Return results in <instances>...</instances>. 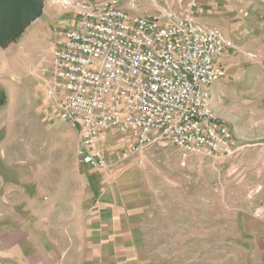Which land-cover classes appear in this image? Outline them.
Wrapping results in <instances>:
<instances>
[{
	"label": "rangeland",
	"instance_id": "obj_1",
	"mask_svg": "<svg viewBox=\"0 0 264 264\" xmlns=\"http://www.w3.org/2000/svg\"><path fill=\"white\" fill-rule=\"evenodd\" d=\"M187 1L119 3L140 16L164 6L181 10ZM195 1L196 19L220 28L237 46L224 56L226 75L209 88L211 106L232 130L237 152L185 154L164 140L149 147L141 164L127 160L147 207L145 261L264 264V0ZM74 21L61 0H33L14 27L0 28V229L13 220L22 192L46 193L78 160L77 136L59 119L60 98L49 92L39 69L52 39Z\"/></svg>",
	"mask_w": 264,
	"mask_h": 264
},
{
	"label": "built area",
	"instance_id": "obj_2",
	"mask_svg": "<svg viewBox=\"0 0 264 264\" xmlns=\"http://www.w3.org/2000/svg\"><path fill=\"white\" fill-rule=\"evenodd\" d=\"M61 1L75 21L52 39L39 69L60 98L59 119L77 136L80 162L93 169L128 159L141 164L149 147L164 140L185 154L237 152L209 90L226 75L220 58L237 46L196 19L195 0L140 16L129 15L119 0ZM116 140L122 148L110 156Z\"/></svg>",
	"mask_w": 264,
	"mask_h": 264
},
{
	"label": "crops",
	"instance_id": "obj_3",
	"mask_svg": "<svg viewBox=\"0 0 264 264\" xmlns=\"http://www.w3.org/2000/svg\"><path fill=\"white\" fill-rule=\"evenodd\" d=\"M121 148L114 142L108 152ZM132 162L93 169L76 160L46 193L22 192L13 220L1 222L0 264H146L147 207Z\"/></svg>",
	"mask_w": 264,
	"mask_h": 264
},
{
	"label": "water",
	"instance_id": "obj_4",
	"mask_svg": "<svg viewBox=\"0 0 264 264\" xmlns=\"http://www.w3.org/2000/svg\"><path fill=\"white\" fill-rule=\"evenodd\" d=\"M32 2L33 0H0V28L14 27Z\"/></svg>",
	"mask_w": 264,
	"mask_h": 264
},
{
	"label": "trees",
	"instance_id": "obj_5",
	"mask_svg": "<svg viewBox=\"0 0 264 264\" xmlns=\"http://www.w3.org/2000/svg\"><path fill=\"white\" fill-rule=\"evenodd\" d=\"M2 102H3V100L0 99V103H2Z\"/></svg>",
	"mask_w": 264,
	"mask_h": 264
}]
</instances>
